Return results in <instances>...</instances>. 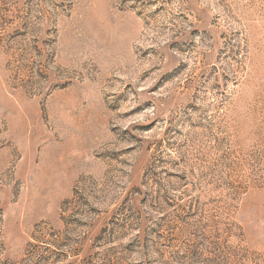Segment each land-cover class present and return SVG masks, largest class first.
<instances>
[{"label": "rangeland", "instance_id": "1", "mask_svg": "<svg viewBox=\"0 0 264 264\" xmlns=\"http://www.w3.org/2000/svg\"><path fill=\"white\" fill-rule=\"evenodd\" d=\"M0 264H264V0H0Z\"/></svg>", "mask_w": 264, "mask_h": 264}]
</instances>
